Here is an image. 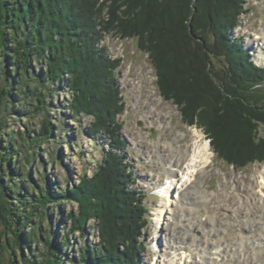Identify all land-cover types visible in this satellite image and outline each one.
I'll return each mask as SVG.
<instances>
[{"label": "trees", "instance_id": "trees-1", "mask_svg": "<svg viewBox=\"0 0 264 264\" xmlns=\"http://www.w3.org/2000/svg\"><path fill=\"white\" fill-rule=\"evenodd\" d=\"M247 1L110 0L103 20L96 0H0V114L42 116L37 133L26 126L6 140L0 116V264H144L149 208L132 188L137 179L117 120L126 106L116 77L121 61L99 48L103 33L136 39L162 97L186 125L204 129L220 160L264 163V68L230 35ZM34 65L43 70L36 74ZM60 88L71 95V114L91 117L88 134L108 148L91 177L57 188L36 182L41 171L33 164L37 148L62 129L48 104ZM23 148L27 164L19 159ZM63 203H75L76 212L54 220ZM92 220L97 244L84 243L69 258L71 236L86 237ZM62 221L70 226L57 238Z\"/></svg>", "mask_w": 264, "mask_h": 264}, {"label": "rangeland", "instance_id": "rangeland-1", "mask_svg": "<svg viewBox=\"0 0 264 264\" xmlns=\"http://www.w3.org/2000/svg\"><path fill=\"white\" fill-rule=\"evenodd\" d=\"M96 1L103 9L101 18L108 20L110 0ZM243 7L244 13L237 18V24L230 35L233 40H240L249 53H253V59L259 65L260 53L264 55V0H248ZM102 47L107 48L109 58L121 61L116 69V77L126 106L124 113L118 116L117 120L123 123L121 132L128 144L129 161L134 166L137 179L136 186L132 188L145 194V204L149 208L148 224L143 232V240L146 242L144 264H191L194 260L188 256H194L196 261L199 259L193 264H201L200 256L191 254L190 247L201 252L197 244L204 238L210 239L211 243L216 245H222L226 252H230L227 263L231 264L240 256L236 242L231 240L236 237L241 227L234 212H252L254 219L260 215L261 210L255 209L250 204V199L254 192L260 194L259 186L264 185V163L255 162L239 167L220 160L212 151L204 129L198 125H186L177 105L162 97L149 56L140 51L136 39L122 40L112 32L103 33V40L99 44V48ZM41 70V65L35 66L36 74ZM49 95L51 122L55 128L62 129H58L57 135L54 130L53 138L37 148L38 162H34L33 166L39 168L41 176L35 174L33 179L46 186L70 187L72 183H78L81 176L89 178L94 174L108 144L103 137H92L88 134V126L93 121L91 117H76L71 114L67 106L71 95L67 90L60 88ZM34 104L37 105L36 102ZM0 116H5L7 122L2 140H6L10 132L17 135L26 132V126L32 127V132L37 133L41 126L40 114L37 117L35 115L33 120L5 112ZM192 128L202 132L204 143L207 142L211 150L210 162L206 173L202 175L204 182L201 187L210 193L212 202L210 205L195 207V220L192 219L189 208V204L195 199H188L186 204L188 200L182 195L183 198L179 201V196L169 187L170 182L174 180L169 176L174 172L173 153L169 146L187 150L192 143ZM259 135L264 136V126H260ZM4 146L3 143L2 147ZM26 154V148L19 153L22 164H27ZM182 176L173 181L174 187H180L184 183L186 178L182 179ZM192 195L196 197L200 194L192 191ZM183 203L184 208L181 206ZM242 205L244 207L241 208ZM76 209L75 203L60 204L53 209L54 220L67 217L70 211L76 212ZM199 212L205 215L218 214L214 226L213 220L202 217ZM227 221L231 222V226ZM259 221H262V218H259ZM69 226L70 222L65 221L58 224L56 237L60 238L68 231ZM89 226L86 237L82 238L78 233L71 236L69 244L66 245L69 258L74 254L77 256V249L82 244H97L95 221H90ZM185 240L186 242H183ZM176 242L181 243L180 250ZM183 250L187 253H183ZM248 256L244 255L247 263ZM252 258L257 264H264V256ZM204 260L207 264V258ZM63 264L72 263L69 259H64Z\"/></svg>", "mask_w": 264, "mask_h": 264}, {"label": "bare ground", "instance_id": "bare-ground-1", "mask_svg": "<svg viewBox=\"0 0 264 264\" xmlns=\"http://www.w3.org/2000/svg\"><path fill=\"white\" fill-rule=\"evenodd\" d=\"M260 57V66L257 65L256 60L253 59L254 57L252 59L257 66L264 67L262 65L264 64V55L260 53ZM190 136L192 139V143L187 148V150H182L181 148L169 146L170 151H172L173 153L172 167L174 171L173 173L169 174V176L174 179L170 182L169 187L173 191H175L177 196H179V201L183 198L182 195L186 197V200L190 198L195 199L189 204V208L192 213L191 217L193 220H195V207L197 205H210L212 202V196L210 195V193L207 190L202 189L201 187L204 182L202 175L206 173L207 166L210 162L211 150L209 148V144L207 142L204 143L205 137L201 131L196 128H192ZM181 175H183L182 179L185 177L186 180H183L184 183L180 185V187H174L175 184L173 181H177ZM188 175L190 176L188 177ZM259 189L260 194L254 192L250 199V204L255 209L261 210L260 215L255 216L256 219L252 218L254 216V213L252 212H246L243 210L234 212V214L238 218V221L241 224V227L238 230L236 237L231 238V240L236 242V246L240 251V256L234 259L231 264H257V262L252 257L259 258L261 256H264V185H260ZM170 191L171 190H169V192ZM192 191H195L200 195L195 197V195H192ZM187 202H189V200L186 201V204ZM183 205H185V203L181 204L182 207ZM242 207L244 206L242 205L241 208ZM199 214L202 217H207L213 220V226L215 224V219L219 216L218 214L205 215L201 212H199ZM259 218H262V221H259ZM226 223L231 226V222L227 221ZM183 242H186V240ZM176 244L179 245L180 250L181 243L176 242ZM197 246L200 248L201 252H199L198 249L193 247H190V252L191 254L196 253V255L198 254L200 256L201 264H205L204 258H207V264H228L227 261L230 252H226V249L222 245H216L214 243H211L210 239L204 238V240H201L197 244ZM184 247L185 245L183 246V248ZM183 253L187 252L184 251ZM187 255H189V253ZM244 255H249L247 257L248 263L246 262ZM188 257L193 259L194 263L199 261V259H197L196 261L194 256L193 258L191 256ZM193 262H191V264H193ZM261 264L263 263L261 262Z\"/></svg>", "mask_w": 264, "mask_h": 264}]
</instances>
